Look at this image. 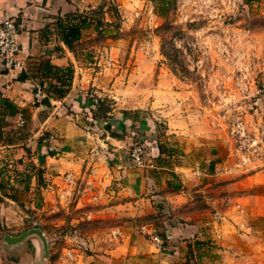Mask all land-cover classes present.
<instances>
[{"label":"rangeland","instance_id":"obj_1","mask_svg":"<svg viewBox=\"0 0 264 264\" xmlns=\"http://www.w3.org/2000/svg\"><path fill=\"white\" fill-rule=\"evenodd\" d=\"M129 1H108L96 106L122 141L95 127L86 175L26 247L40 264H264V0Z\"/></svg>","mask_w":264,"mask_h":264},{"label":"crops","instance_id":"obj_2","mask_svg":"<svg viewBox=\"0 0 264 264\" xmlns=\"http://www.w3.org/2000/svg\"><path fill=\"white\" fill-rule=\"evenodd\" d=\"M108 1L0 0V20L10 14L18 24L17 57L21 64L12 69L0 68V98L17 106L11 115L0 113V227L4 239H9L10 253L15 255L13 259H2L0 264L43 262L34 241L32 250L26 247L30 236L11 239L32 227L35 216L52 204L58 188L74 176L86 175L93 153L86 151L97 144L93 133L96 128L109 143L122 141L104 127L99 128L95 120L96 116L100 118L96 111L101 93L98 86L106 69L101 63V39L106 38V21L113 18ZM83 16L86 22L80 36L69 46L62 30ZM21 72L25 80L18 77ZM40 80L47 88L46 103L35 99L34 82ZM20 115L25 118L23 126L18 124ZM48 134L53 135L56 145L53 151L43 141ZM87 134H93V139L89 140ZM98 165L99 161H94L92 167ZM40 175L45 176V185L37 182ZM196 231L193 228V234ZM115 251L103 256L116 259Z\"/></svg>","mask_w":264,"mask_h":264},{"label":"built area","instance_id":"obj_3","mask_svg":"<svg viewBox=\"0 0 264 264\" xmlns=\"http://www.w3.org/2000/svg\"><path fill=\"white\" fill-rule=\"evenodd\" d=\"M18 24L14 15H7L0 20V68L12 69L19 67L20 61L17 57L19 51V43L17 39ZM34 95L36 100H41L46 96L45 86L39 81L34 82ZM25 118L20 115L18 124L23 126ZM53 135L48 134L43 137V141L48 144V149L53 151L56 149V145L52 142ZM130 155L133 159L141 162V146H136L131 150ZM154 239H158L157 236Z\"/></svg>","mask_w":264,"mask_h":264},{"label":"trees","instance_id":"obj_4","mask_svg":"<svg viewBox=\"0 0 264 264\" xmlns=\"http://www.w3.org/2000/svg\"><path fill=\"white\" fill-rule=\"evenodd\" d=\"M72 17H77V16H72ZM85 22H86L85 16L78 17L77 22L76 21L71 22L70 24L65 26V28H63L61 34H62V37L65 43L71 46L72 42L80 36V31H81L80 29L85 24ZM71 71L72 69L69 68L68 75L71 74ZM18 77L22 80H25L26 75L24 74V72H21ZM39 82L43 84L42 80H40ZM33 89H34V86H33ZM45 90L47 91V88H45ZM41 101L46 103L47 96H44L41 99ZM0 103H1L0 113H2L1 111H3V114L11 115L15 113L17 110V106L12 101L8 100L7 98H0ZM96 119H98L97 116L95 117V120Z\"/></svg>","mask_w":264,"mask_h":264},{"label":"water","instance_id":"obj_5","mask_svg":"<svg viewBox=\"0 0 264 264\" xmlns=\"http://www.w3.org/2000/svg\"><path fill=\"white\" fill-rule=\"evenodd\" d=\"M31 233H36L38 234L40 237H42V233L39 231V229L32 227L31 229L21 233L17 238H12V241H17V240H21L23 238H25L28 234Z\"/></svg>","mask_w":264,"mask_h":264}]
</instances>
